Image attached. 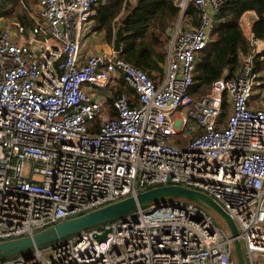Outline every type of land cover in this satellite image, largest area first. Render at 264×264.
<instances>
[{
  "label": "built area",
  "instance_id": "1",
  "mask_svg": "<svg viewBox=\"0 0 264 264\" xmlns=\"http://www.w3.org/2000/svg\"><path fill=\"white\" fill-rule=\"evenodd\" d=\"M228 1L174 0L179 14L159 82L122 59L119 46L82 61L93 6L108 0H37L33 23L0 28V241L176 184L212 197L237 227L245 264H264V108L251 105L264 82L253 55L207 93H190ZM190 5L196 25L182 24ZM117 76L136 103L120 92L108 111ZM185 132L195 135L174 143ZM233 239L204 207L174 198L0 264H236Z\"/></svg>",
  "mask_w": 264,
  "mask_h": 264
},
{
  "label": "trees",
  "instance_id": "2",
  "mask_svg": "<svg viewBox=\"0 0 264 264\" xmlns=\"http://www.w3.org/2000/svg\"><path fill=\"white\" fill-rule=\"evenodd\" d=\"M2 1L6 0H0ZM123 3L124 0H108L107 3L96 6L100 16L96 27L104 29L108 37L111 31L110 21L119 13ZM250 9L258 15V20L252 26L253 33L264 39V0H234L225 3L216 14L218 21L211 33L214 39L212 49L196 64L198 77L194 78L193 88H190V93L195 98L208 90L211 81L220 77L224 67L235 62L239 49L247 50V40L238 26V18ZM186 13L191 21L195 20L197 12L192 5ZM178 14L174 0H137L123 28L125 46L120 57L159 82L164 76L168 30L177 20ZM158 76L162 78H156ZM130 90L128 93L124 89L120 91L127 95L132 104L136 101V94ZM107 101L106 108L110 111L111 99L108 98Z\"/></svg>",
  "mask_w": 264,
  "mask_h": 264
},
{
  "label": "water",
  "instance_id": "3",
  "mask_svg": "<svg viewBox=\"0 0 264 264\" xmlns=\"http://www.w3.org/2000/svg\"><path fill=\"white\" fill-rule=\"evenodd\" d=\"M128 18V17H127ZM127 19L124 21L126 23ZM120 27V37L123 34ZM119 38V37H117ZM119 46L118 44L116 45ZM182 198L193 201L212 214L218 215L226 224L233 239L236 264H245L241 241L238 238L237 227L232 218L208 194L186 186L166 184L147 188L117 201L91 209L76 216L67 218L48 226L32 235L0 241V258H7L34 247L72 236L80 231L115 220L138 209L148 207L160 201Z\"/></svg>",
  "mask_w": 264,
  "mask_h": 264
},
{
  "label": "crops",
  "instance_id": "4",
  "mask_svg": "<svg viewBox=\"0 0 264 264\" xmlns=\"http://www.w3.org/2000/svg\"><path fill=\"white\" fill-rule=\"evenodd\" d=\"M136 3H137V0H124L123 6L120 9L119 13L115 17H113L110 21L111 31H110L109 37L106 35V31L104 29H98L96 27V24L98 23V18L100 17L96 6H98L100 4L93 6V9H92L93 30L86 36V38L83 41L82 48H81L82 61L85 60V56L87 54L102 53V52L108 53V52L114 51V48H116L117 44L119 45L118 48H121V49L124 48V46H125L124 32L121 35V37H119V38L116 37L117 36V34H116L117 23L119 21L118 19L121 17V15H122V17L124 15L125 16L129 15L131 8ZM127 4L129 5V11H128ZM36 5H37V1H36V4L34 5V7H36ZM124 8H125V12L122 13ZM257 20H258V15L252 9L246 10L240 15V17L238 18V26H239L243 36L247 40V45H246L247 50L242 51L239 49L237 51V54H236L235 62L233 64H229L226 67H224L219 76H234L242 68V66L244 64V56L247 54H250V55H253V57H254L252 64L255 68L256 75L258 76V79L260 81H262L261 77L263 76L262 73L264 72V39L256 37L253 33V30H252V26ZM190 24L191 25L197 24L196 17H195L194 21H190ZM122 25L124 27L123 23H122ZM213 41H214V39L212 37H210V40L208 41L206 48L204 50H202L198 55L199 60L204 55H206L210 49H212ZM164 69H165V63H164ZM196 76L198 77L197 68H195L194 78ZM124 85H123V82L121 81V78H119V76H117L115 78V80L113 81L110 89L113 88L116 90V88L118 87V91L122 90V89H124L127 93H128V91H131L130 90L131 88L129 89L128 86L126 87ZM192 86H191V88H193ZM209 88H210V85L208 87V90L205 93H207L209 91ZM108 98H110V96ZM112 98H111V100H112ZM110 103H111V101H110ZM133 103H136V101ZM251 105L253 107H257V108H264V93H261L259 88H255V90H254V98L251 99ZM194 135H195V132H188V133L185 132V134L182 135L180 139H173V141L176 144H184V143H186V141L190 137H192Z\"/></svg>",
  "mask_w": 264,
  "mask_h": 264
},
{
  "label": "rangeland",
  "instance_id": "5",
  "mask_svg": "<svg viewBox=\"0 0 264 264\" xmlns=\"http://www.w3.org/2000/svg\"><path fill=\"white\" fill-rule=\"evenodd\" d=\"M37 0H6L0 2V28H12V24L15 22H21L28 26L30 23H33L32 16H35L36 7L34 5L36 4ZM191 18L188 15L187 19L185 21L182 20V24H190ZM117 33V31H116ZM117 37V36H116ZM33 47L31 46V50ZM199 61V59H198ZM263 76L261 77L262 81L264 82V72L262 73ZM163 76V75H162ZM156 78H162L161 76H158ZM260 88V87H256ZM118 92V87L115 89H109L108 95L110 96V99L115 96ZM262 92V88L261 91ZM107 93L106 91L104 94ZM108 100V99H107ZM183 110H180L182 112ZM180 112H177L178 115H180ZM182 134H176L173 136V139H180ZM29 164L26 163L24 172H29ZM213 220L216 224L221 226H226L225 222L216 214H213Z\"/></svg>",
  "mask_w": 264,
  "mask_h": 264
},
{
  "label": "bare ground",
  "instance_id": "6",
  "mask_svg": "<svg viewBox=\"0 0 264 264\" xmlns=\"http://www.w3.org/2000/svg\"><path fill=\"white\" fill-rule=\"evenodd\" d=\"M121 25H122V20L120 21V23L117 25V37H120V27H121ZM214 25H215V22H214Z\"/></svg>",
  "mask_w": 264,
  "mask_h": 264
}]
</instances>
